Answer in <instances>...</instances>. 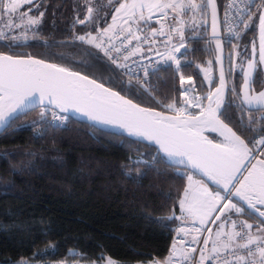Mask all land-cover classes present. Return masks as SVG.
Wrapping results in <instances>:
<instances>
[{
	"label": "trees",
	"instance_id": "1",
	"mask_svg": "<svg viewBox=\"0 0 264 264\" xmlns=\"http://www.w3.org/2000/svg\"><path fill=\"white\" fill-rule=\"evenodd\" d=\"M223 1L219 0L220 5ZM34 3L39 7L31 10L32 16L44 13L40 24L22 38H0V51L34 55L81 71L142 105L164 111L169 110L163 104H180L181 75L193 76L203 93L218 81L208 7L184 26L190 47L179 73L175 65L161 69L147 83L141 82L150 90L145 91L135 86L133 79L132 86L109 83L110 75L123 81L131 78L115 65L105 70L103 65L110 62L98 49L73 43L76 35L103 29L118 0H91L93 20L85 24L77 23L87 15L85 0ZM259 7L252 11L250 27L241 30L235 56L226 47L229 94L227 112L222 115L252 146L254 139L264 136V108L242 104L241 89L245 66L253 55V88L259 91L264 87L258 53ZM193 13L188 10L185 15L191 17ZM20 31L17 28L9 35ZM87 49L100 56L101 62L93 61ZM82 61L96 63V67L89 69ZM207 63H212L216 72L212 86L201 72ZM40 111L21 115L0 133V264H19L22 260L28 264H108L111 259L131 264L168 257L178 233L180 200L188 183L187 176L181 175L184 168L169 167L158 159V148L150 142L71 116L60 128L44 131V125L30 127L28 122L37 119ZM209 134L222 142L218 132ZM244 214L254 227L258 225L259 219L248 209Z\"/></svg>",
	"mask_w": 264,
	"mask_h": 264
},
{
	"label": "snow or ice",
	"instance_id": "2",
	"mask_svg": "<svg viewBox=\"0 0 264 264\" xmlns=\"http://www.w3.org/2000/svg\"><path fill=\"white\" fill-rule=\"evenodd\" d=\"M23 4L32 5L33 0H0V23L4 21L5 17H11L18 13ZM85 5L87 6V15L84 20L77 19L79 24L93 20L94 8L91 6V0H85ZM209 5L212 7L213 38L218 41L215 34L216 5L214 0H206V3L201 4L195 3V0H188L187 3L184 0H180L179 3L177 0H170V2L156 0L155 3L151 0H131V3L128 0H123V2H119L118 7L114 8L115 14L111 17V24L103 29H98L95 34L89 32L84 35H76L73 38V43L79 41L81 47L91 45L98 49L110 62L103 65L105 70L110 69L111 65H115L116 68L124 70L125 76L137 78L135 86L150 91L145 88L144 83L139 81L140 73L135 70L129 71L128 65L129 59L141 51L139 43L134 48L127 47L132 44L133 40L138 42L141 40V37L133 32V25H137V31H139L140 22L146 23L151 18L150 16L145 17L143 10L147 8L151 13L153 8H158L171 9L174 13L179 10L183 13L185 10L196 12ZM36 7L39 5L37 4ZM43 15V12H40L39 17L19 13L16 18L21 22L26 21V24L13 23L9 18L4 24V27L9 29V33L17 28L21 31L17 35H9V33L3 32V28H0V38L16 40L24 37L27 29L40 24ZM244 16L247 19H244ZM252 18L253 13L247 10L241 14L239 23L247 29L250 27L249 21ZM258 20L259 60L264 62V10L260 12ZM174 31L183 41V34L179 27ZM125 33L127 35H124V39L120 40V44L117 46L114 39L119 40L120 35ZM159 34L164 35V32L161 30ZM153 35H155V31H153ZM171 39L172 37L169 36L168 41L171 42ZM144 42L150 43L149 38L145 37ZM182 48H185L183 42L179 45L173 44L171 53L166 58L159 52L156 54L161 57L164 64L169 66L174 64L177 73H179L182 60L178 58L177 54H180ZM86 51L93 61L101 62L102 58L91 49ZM148 51H153V49L149 47ZM253 53H255V45H253ZM81 63L89 69L96 67V63L87 61ZM255 68L254 61L249 60L248 72L242 86L241 103L249 107L264 108V90L254 95L249 94L250 81L248 77L252 76ZM260 70L264 71V68ZM141 71L145 83H147L149 72L159 71V62L157 67L153 68L149 64L143 66ZM204 71L207 74L208 70ZM208 79L211 78L208 77ZM186 80L189 87L183 91L184 98L180 101L179 106L176 101L163 104L165 109L174 113L168 115L165 112L143 108L126 99L119 91L105 87L104 83H100L88 75H83L79 71H72L30 55L14 57L0 53V126L5 125L6 121L19 119L21 115H26L29 111L40 109L38 118L28 123L30 127L44 125V131L49 128L65 126L73 111L81 113L97 123L121 127L129 135L143 137L158 146L157 158L168 163L169 167L179 164L189 167L193 171L199 170L215 183L216 191H212L207 186L194 188V183L200 185V182H193L192 176L186 172L181 173L182 176L186 175L189 181L183 198L180 200L181 211L198 219L201 226L209 221L214 224L216 221H221L222 218L227 222L229 213H245V207L238 206V203L233 202V198L236 197L246 205L252 214L264 221V211L261 210L264 208V159H257L255 163H249L246 166L245 161L253 155L255 148H250L248 143L221 119V116L227 112L223 103V93L226 87L223 68L219 74V85L204 96L194 94L190 97L189 91L195 93L196 90L192 84V77L180 76L181 84H184ZM108 82L126 86L133 85L132 79L123 81L111 75L108 77ZM232 91L235 92L234 87ZM189 109H194L195 112L189 111ZM240 120L243 122V117H240ZM205 130L218 132L222 137V142L215 143L208 139L204 135ZM253 144L256 148L264 146V136L254 139ZM3 155L6 158L8 154ZM260 155H264V152H261ZM135 163L147 162L135 161ZM128 175L130 176V174ZM142 175H146V173ZM231 224L233 229L237 227L236 221H231ZM219 227L222 229L223 224ZM240 228V231L234 230L227 233L226 241L220 239L225 233L222 230L217 231V243L212 248V252L217 254L215 258L219 260L221 250L227 251L232 248V241L240 237L246 242L238 244L236 247L247 249L248 258L237 254L233 249L230 254L234 258L231 260L225 258L221 264H264V246H261L264 245V236L253 235L250 232L253 225L246 221H240ZM256 228L259 233L264 234V223L256 225ZM181 231L183 232L184 229ZM207 231L209 237L203 241L205 247L211 239L212 229L208 228ZM254 244L256 245L255 250L251 247ZM192 251L194 252L195 249ZM103 258L101 256V259ZM206 259H213V257H206L202 250L199 256L200 264H204ZM19 264H28V262L22 260Z\"/></svg>",
	"mask_w": 264,
	"mask_h": 264
},
{
	"label": "built area",
	"instance_id": "3",
	"mask_svg": "<svg viewBox=\"0 0 264 264\" xmlns=\"http://www.w3.org/2000/svg\"><path fill=\"white\" fill-rule=\"evenodd\" d=\"M262 1L263 0H224L222 5H220L221 22H222V40L225 43L226 47L230 48L232 56H235L237 52V40L243 28V25L239 23L241 14L243 12H246L247 10H250L252 12L256 6L261 4ZM149 16L151 18L148 19L146 23L144 21L140 22L139 31H137V25H133V32L136 35L140 36L141 40L139 42L133 40L132 44L127 46L129 47V49H131L136 47L138 43L140 44V48H141L140 53H138L136 56L131 57L128 61L129 71L135 70L137 73H140L138 77L140 82L145 81V78L143 77L141 71L143 66L151 64V66L155 68L157 67L159 62V71L163 68L170 67L168 64L163 63L161 57L156 54L157 52L163 54L164 57L166 58L167 55L171 53V48L173 44L179 45L180 43L183 42L185 44V48H182L180 50V54H177L178 58L183 59L184 54L189 50V46H190V40L187 38L183 30L181 29V26L177 22H175L176 18L174 17L173 12H170L168 10L156 11L150 13L146 17ZM244 19H247V17L244 16ZM177 27H179L180 32H182L183 34V41H181V39L179 38V34L176 31H174V29H176ZM161 30L164 32V35L159 34ZM153 31H155V35H153ZM109 35H112V33H109ZM124 35H127V33L120 35L119 40L114 39V43H116L117 46H119L120 40L124 39ZM169 36L172 37L171 42L168 41ZM145 37L149 38L150 43L144 42ZM149 47H151L153 51H148ZM121 62H123L122 59ZM155 73L150 71L147 80H149ZM129 77L135 81L137 79L136 77L133 76H129ZM183 77L187 78L188 76H183ZM192 78H193L192 84L196 91L195 93L189 91V96L191 97L194 94L199 96H204L205 94L200 89V86L198 85L196 79L194 77ZM188 87L189 85L186 80V82L182 84V95H183V91ZM189 111L195 112L194 109H189ZM256 152L260 155V153L264 151L261 148V149H256ZM214 190L216 191L217 188ZM233 202L238 203V206L244 207L234 198H233ZM234 221H236L237 227L233 229L231 225V231H228L225 233V235H222L221 241L227 240V235H226L227 233H230L234 230L235 231L241 230L240 221H246L248 224L253 225V228L250 230V232L253 235L264 236V234L259 233L257 231V228L254 227L253 221L247 218L244 213L236 214V216L234 217ZM262 223H264V221H261L259 219L258 224H262ZM212 227H213V223L209 221V223L206 225V228H212ZM205 237L203 236L198 241L188 236L177 234L175 236L174 246L172 247L171 254L165 258H156L155 264H200L199 256L201 251L204 250L203 241L205 240ZM245 242H246L245 240H242L240 237H237L234 241H232V248L228 249L227 251L221 250V252L219 253V257H220L219 260L215 258L217 254L212 252L213 245L216 244L217 241L214 242L210 249V254H209V257H213V259H209L208 261L205 260L204 264H209V263L221 264V262L225 258L229 260L233 259L234 257L230 254L232 253L233 249H235V252L237 254L245 256V258L247 259L248 250L244 248L236 247V245L243 244ZM251 247L253 250H255L256 245L254 244ZM192 249H195V251L193 252Z\"/></svg>",
	"mask_w": 264,
	"mask_h": 264
},
{
	"label": "water",
	"instance_id": "4",
	"mask_svg": "<svg viewBox=\"0 0 264 264\" xmlns=\"http://www.w3.org/2000/svg\"><path fill=\"white\" fill-rule=\"evenodd\" d=\"M215 2V5H216V20H215V34H216V37L218 38V41L217 39H214L213 38V19H212V7L211 5L208 6V10H209V18H210V26H209V29H210V41L212 43V46H213V49H214V62H215V66H216V72H217V77H218V81L216 83V85L212 88L211 91H213L215 89V87H217L219 85V74H220V70L221 68H223V71H224V75H225V83H226V87H225V91L223 93V103H224V106L226 105V102L228 100V94H229V80H228V74H227V64H226V60H227V51H226V45L225 43L223 42L222 40V22H221V11H220V3H219V0H214ZM0 53H3V54H6V55H11V56H28V55H14V54H10V53H7V52H4V51H0ZM31 57L33 58H36V59H42V60H45L46 62H49V63H54V62H51L49 60H46L44 58H41V57H38V56H34V55H30ZM56 64V63H55ZM59 65V64H57ZM59 66H62V65H59ZM64 67V66H62ZM67 68V67H66ZM72 71H78V70H73V69H70ZM81 72V71H79ZM83 75H87L83 72H81ZM89 76V75H88ZM90 78L92 79H96L92 76H89ZM98 82L100 83H103L101 81L98 80ZM105 84V83H104ZM105 87H109V88H112L113 90L115 91H119L107 84H105ZM120 92V91H119ZM120 94L122 96H124L126 99H129L131 100L133 103L135 104H138L140 105L141 107L143 108H147V109H154L156 111H160V112H165L166 114L168 115H173L174 113L170 112V111H164V110H161V109H157V108H153V107H149V106H145V105H142L140 104L139 102L133 100L132 98H130L129 96L123 94L122 92H120ZM71 117L75 118V119H78V120H82V121H86V122H89V123H92V124H95L97 126H100V127H105V128H110V129H113V130H116V131H119L125 135H129L123 128L121 127H118V126H113V125H107V124H102V123H97L95 121H92L90 120L89 118H87L85 115L81 114V113H78V112H75L73 111L71 114H70ZM221 119L224 120V122L226 124H228V126L230 128L233 129V131H235L239 136H241L242 139H244L247 143H248V146L250 148H254L246 139L243 135H241L228 121H226L223 116H221ZM12 121H6L5 125L3 126H0V133H2L8 126L9 124L11 123ZM204 135L208 137V139L212 140L213 142L215 143H221L220 141H217L215 140L214 138H212V136L209 134V132H207L205 130L204 132ZM131 136V135H129ZM131 137H134L136 139H140V140H144V141H147L145 138L143 137H138V136H131ZM147 142H150L151 144H153L154 146H156L153 142L151 141H147ZM158 148V146H156ZM257 159H264V156L262 155H259L256 151L253 152V155L251 157H249L248 160L245 161V165L247 166L249 163H255ZM177 166L181 167V168H184V169H187L193 173H196L198 174L201 178H203L204 180H206V182H208L210 185L214 186L217 188V186L215 185V183L207 176L205 175L203 172L199 171V170H196V171H193L191 170L189 167H185L183 165H179L177 164ZM236 201H238L239 203H241L246 209V205H244V203L242 201H239V198L236 197L234 198ZM262 211H264V208L261 209ZM250 212V211H249ZM255 215V214H254ZM258 219H260L257 215H255ZM261 220V219H260Z\"/></svg>",
	"mask_w": 264,
	"mask_h": 264
},
{
	"label": "rangeland",
	"instance_id": "5",
	"mask_svg": "<svg viewBox=\"0 0 264 264\" xmlns=\"http://www.w3.org/2000/svg\"><path fill=\"white\" fill-rule=\"evenodd\" d=\"M34 1H36V0H33V4L30 5V7H29V8H31V10L36 8L37 3H34ZM113 1H115V0H110V2H113ZM119 2H123V0H119ZM128 2L131 3V0H128ZM151 2L155 3L156 0H151ZM161 2H170V0H161ZM179 2H180V0H177V3H179ZM184 2L187 3L188 0H184ZM202 2H203L202 0H195V3H197V4H201ZM25 5H27V4H23V5L20 7L18 13L13 14L11 17H5V18H4V21H3L2 23H0V28H3V32H4V33H9V29H8L7 27H4V24L7 23V21H8L9 18L12 19L13 23H25V24H26V21L21 22V21H19V20L16 18V17L19 15V13H27L29 16L34 17V16H32L31 11H29V8H24ZM118 6H119V3H118L115 7H118ZM165 10H168V9H158V8H153L152 11H151V13L156 12V11H165ZM201 10H202V8L199 9L198 11L194 12L193 15H192L191 17H188V15H185V13H186L188 10H185L183 13H181L179 10H177V12H175V13H174L171 9H169L168 11L173 12L174 17L176 18L175 22H177V23L181 26V29H182L183 32H184V26H185L187 20H188L189 18H192L193 21H194L196 15H197V13H199ZM143 11H144V15H145V17L148 16V15L150 14V13H149V10H148L147 8H145ZM208 12H209V11H208ZM114 14H115V12H114V10H113V14H112V15H114ZM112 15H111V17H112ZM208 15H209V14H208ZM111 17H110L109 20L107 21V24H106L105 27H107L108 24H111V22H112V21H111ZM130 23H131V21H130ZM105 27H104V28H105ZM18 29H19V28H18ZM19 30H21V29H19ZM28 30H29V29H27L26 32H27ZM26 32H25V33H26ZM184 33H185V32H184ZM9 34H11V33H9ZM189 47H190V46H189ZM181 60L183 61V60H184V57H183V59H181ZM262 66H264V62H263V65H262ZM205 69L208 70L207 74H205V71H204ZM201 72H202V75H203L204 81L208 84V86H212V85H213L214 78H215V76H216V72H215V68H214L213 64H212V63L204 64L203 66H201ZM188 77H193V76H188ZM208 77H210L211 79L209 80ZM181 85H182V84H181ZM211 90H212V88H211L210 90H207V92H205L204 94L206 95V94H207L209 91H211ZM183 98H184V97H183V95L181 94V101L183 100ZM261 137H262V136H261ZM261 137H260V138H261ZM260 138H259V139H260ZM253 147L255 148V151H256V149H261V148H262L263 151H264V146H261V147H259V148H256V146L254 145ZM262 156H263V155H262ZM181 172H186L188 175L194 176L195 178L200 179V180L206 182L204 179H202L201 177L197 176L196 173H193V172L187 171V170H185V169H182ZM188 184H189V181H188ZM187 187H188V186H187ZM181 218L183 219V222H184L185 224H189L190 221H191V220H190V217H189L188 215H182ZM231 221H234V218H232L231 215H230V213H229V215H228V221H227V222H225L224 219L222 218L221 221H216V223L213 224V227L211 228V229H212V232H211V239L209 240L207 247H205V246L203 245V248H204L203 251H204L205 256H208V257H209L210 249H211L213 243L217 241V236H216L217 231H221V230H222L223 233H226V232H228V231H231V225H232V224H231ZM195 223H196L197 226L200 225L196 220H195ZM221 224H223V228H222V229L219 227ZM200 227H201V228H200L199 231L194 232V233L197 235V238H196V239H197L198 241H199L203 236L205 237V235H206V233H207V229H208V228H206V226H201V225H200ZM203 227H204V228H203ZM177 234H178V233H177ZM182 235H184V234H182ZM184 236H186V235H184ZM208 237H209V233H207L205 239H208ZM221 238H222V236H221ZM221 238H220V239H221ZM208 260H209V259H206V261H208ZM108 263H109V264H126V263L118 262V261H115V260H112V259H111V260H108ZM140 263H141V262H140ZM151 264H155V261H153V263L151 262Z\"/></svg>",
	"mask_w": 264,
	"mask_h": 264
},
{
	"label": "crops",
	"instance_id": "6",
	"mask_svg": "<svg viewBox=\"0 0 264 264\" xmlns=\"http://www.w3.org/2000/svg\"><path fill=\"white\" fill-rule=\"evenodd\" d=\"M260 9H259V12H261L262 10H264V0L261 2V4H260V7H259ZM169 10V9H168ZM258 53L260 54V33H259V31H258ZM249 60H252V61H254V63L256 64V60H255V55H253V57L251 58V59H249ZM248 60V61H249ZM261 63H262V65H263V62L261 61ZM263 68H264V66H263ZM255 70H256V68H255ZM255 70L252 72V76L251 77H248V79H249V81H250V91H249V94L250 95H254V94H256V93H258V92H260V91H262V90H264V87L261 89V90H259V91H257V90H255L254 88H253V79H254V77H255ZM248 72V62H247V64H246V66H245V69H244V79L246 78V73ZM244 79H243V82H244ZM242 86H243V83H242ZM241 94H242V89H241ZM244 105H246V104H244ZM247 106V105H246ZM192 178H193V182H196V181H199L200 182V185H196L195 183H194V188L195 187H200V186H207L208 188H210L212 191H215L213 188H211L206 182H204V181H202V180H200V179H197V178H195L194 176H192ZM187 186H188V183H187ZM182 198H183V196H182ZM181 198V199H182ZM182 215H187L186 213H184V212H182V211H180V213L178 214V216H179V218H180V224H179V226H178V233L179 234H184V235H186V236H188V237H190V238H192V239H194V240H197L196 238H197V235L194 233V232H197V231H199L200 230V225L199 226H197L196 225V223H195V220L199 223V220L198 219H196V218H194V217H191V216H189L190 217V223L189 224H185L184 222H183V219L181 218V216ZM209 223V222H208ZM208 223H206L204 226H206ZM200 224V223H199ZM204 228V227H203ZM181 229H184V231L182 232L181 231ZM206 257H208V256H206ZM153 263V262H152ZM54 264H73V263H67V262H65V261H60V262H56V263H54ZM78 264H82V263H78ZM109 264V263H108ZM131 264H151V262H135V263H131Z\"/></svg>",
	"mask_w": 264,
	"mask_h": 264
},
{
	"label": "bare ground",
	"instance_id": "7",
	"mask_svg": "<svg viewBox=\"0 0 264 264\" xmlns=\"http://www.w3.org/2000/svg\"><path fill=\"white\" fill-rule=\"evenodd\" d=\"M207 132H210V130H206Z\"/></svg>",
	"mask_w": 264,
	"mask_h": 264
}]
</instances>
